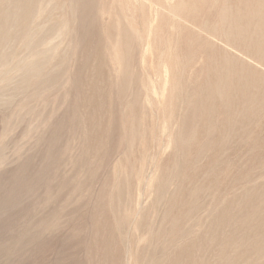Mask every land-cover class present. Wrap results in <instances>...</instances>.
<instances>
[{
  "label": "rangeland",
  "instance_id": "obj_1",
  "mask_svg": "<svg viewBox=\"0 0 264 264\" xmlns=\"http://www.w3.org/2000/svg\"><path fill=\"white\" fill-rule=\"evenodd\" d=\"M0 264H264V0H0Z\"/></svg>",
  "mask_w": 264,
  "mask_h": 264
},
{
  "label": "bare ground",
  "instance_id": "obj_2",
  "mask_svg": "<svg viewBox=\"0 0 264 264\" xmlns=\"http://www.w3.org/2000/svg\"><path fill=\"white\" fill-rule=\"evenodd\" d=\"M228 35V34H227Z\"/></svg>",
  "mask_w": 264,
  "mask_h": 264
}]
</instances>
